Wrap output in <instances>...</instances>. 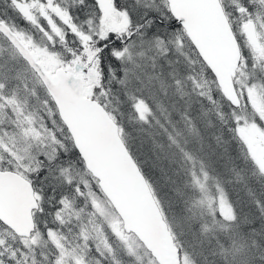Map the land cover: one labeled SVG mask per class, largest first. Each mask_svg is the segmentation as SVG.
Listing matches in <instances>:
<instances>
[{
  "label": "snow or ice",
  "instance_id": "obj_1",
  "mask_svg": "<svg viewBox=\"0 0 264 264\" xmlns=\"http://www.w3.org/2000/svg\"><path fill=\"white\" fill-rule=\"evenodd\" d=\"M0 264H264V0H0Z\"/></svg>",
  "mask_w": 264,
  "mask_h": 264
}]
</instances>
